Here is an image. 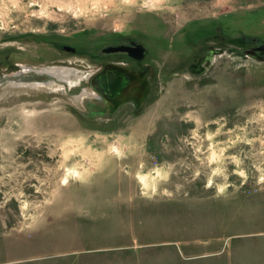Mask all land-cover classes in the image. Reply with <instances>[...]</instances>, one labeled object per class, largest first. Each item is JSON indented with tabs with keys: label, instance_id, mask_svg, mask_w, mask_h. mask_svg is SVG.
Segmentation results:
<instances>
[{
	"label": "rangeland",
	"instance_id": "rangeland-1",
	"mask_svg": "<svg viewBox=\"0 0 264 264\" xmlns=\"http://www.w3.org/2000/svg\"><path fill=\"white\" fill-rule=\"evenodd\" d=\"M255 38L264 0H0V84L21 63L154 69L142 106L96 117L82 82L0 87V264H264ZM129 39L141 62L106 49ZM209 47L230 52L189 72Z\"/></svg>",
	"mask_w": 264,
	"mask_h": 264
},
{
	"label": "water",
	"instance_id": "water-1",
	"mask_svg": "<svg viewBox=\"0 0 264 264\" xmlns=\"http://www.w3.org/2000/svg\"><path fill=\"white\" fill-rule=\"evenodd\" d=\"M64 48L69 51L75 50V48L68 45H65ZM120 49H123V47L110 48V50ZM137 49L140 50V57H142L146 49L144 44L138 43ZM260 51L263 52L262 56ZM214 52L217 54L227 53L229 49H215ZM237 54L245 57L253 56L259 60H264V43L260 47H249L239 50ZM149 75L150 73L146 70L141 71L118 63L105 64L90 79V86L99 93L100 97L91 98L86 102L88 110L87 112H83L84 115L90 117L112 115L126 103H133L136 108H139L148 98L152 89V84L148 78ZM17 76L24 79H48L57 83L62 81L60 78L44 70H30Z\"/></svg>",
	"mask_w": 264,
	"mask_h": 264
},
{
	"label": "bare ground",
	"instance_id": "bare-ground-1",
	"mask_svg": "<svg viewBox=\"0 0 264 264\" xmlns=\"http://www.w3.org/2000/svg\"><path fill=\"white\" fill-rule=\"evenodd\" d=\"M230 52V51H229ZM218 55V54H217ZM216 55V56H217ZM239 55V54H238ZM21 68L15 72V74L7 75L5 80L2 81L0 87H4L5 90L17 89V88H44V87H54V85H58L59 83L54 82L53 80L48 79H24L19 78L18 74H23L29 72L30 70H44L50 74L55 75L65 82V86L67 88V84L71 86L77 87L80 82H82L80 86V90L71 91L74 93L72 99L80 106L85 105V100L99 98V93L90 86V79L94 75L96 70L86 71L79 67L73 66L72 64H59L53 63L48 65L34 66L30 64L21 63ZM15 75V76H14ZM61 81V83H62ZM85 81V82H83ZM84 86V87H82ZM71 93V94H72Z\"/></svg>",
	"mask_w": 264,
	"mask_h": 264
},
{
	"label": "flooded vegetation",
	"instance_id": "flooded-vegetation-1",
	"mask_svg": "<svg viewBox=\"0 0 264 264\" xmlns=\"http://www.w3.org/2000/svg\"><path fill=\"white\" fill-rule=\"evenodd\" d=\"M254 41V45L250 46V47H260L263 43H260L261 41L259 40V38H255ZM138 43H142V42H139L138 40L136 39H129V42L128 43H121L117 46H121L123 47V49H120V50H110V48L112 47H117V46H110L108 48H106L108 51L110 52H117V51H124L126 52L128 58L130 59H133L134 61L136 62H141L145 56L148 54L149 52V49L147 48V46L144 44L145 46V54L140 57V50L137 49L138 47ZM249 48V47H248ZM215 49H230V48H225V47H220V48H217V47H209L205 52H203V54H201L198 58H196L193 62H191L190 64L188 63L186 65V69L193 73V74H196V73H202L205 71V69H207L208 66L211 65V63L213 62L215 56H216V52ZM246 49V48H245ZM211 53V55H210ZM260 54L261 56L263 55V52L260 51ZM256 58V57H255ZM107 63H118V64H121V65H124V66H128V67H132V68H135V69H138V70H141V71H148L150 73V75L148 76L151 84L153 85V82L151 80V77L154 75V69L152 66H138V65H127L125 62L123 61H108V62H105L99 69V71L104 67L105 64ZM98 71V72H99Z\"/></svg>",
	"mask_w": 264,
	"mask_h": 264
}]
</instances>
